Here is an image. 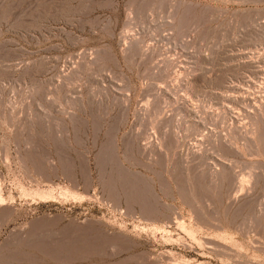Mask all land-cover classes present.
I'll return each instance as SVG.
<instances>
[{
	"label": "rangeland",
	"instance_id": "1",
	"mask_svg": "<svg viewBox=\"0 0 264 264\" xmlns=\"http://www.w3.org/2000/svg\"><path fill=\"white\" fill-rule=\"evenodd\" d=\"M0 264H264V0H0Z\"/></svg>",
	"mask_w": 264,
	"mask_h": 264
}]
</instances>
